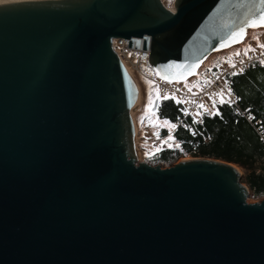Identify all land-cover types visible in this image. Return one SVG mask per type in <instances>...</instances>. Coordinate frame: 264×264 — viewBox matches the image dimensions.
I'll list each match as a JSON object with an SVG mask.
<instances>
[{"label":"water","instance_id":"obj_1","mask_svg":"<svg viewBox=\"0 0 264 264\" xmlns=\"http://www.w3.org/2000/svg\"><path fill=\"white\" fill-rule=\"evenodd\" d=\"M261 14V0L0 2V264H264V198L247 202L234 164L138 161V87L111 46L128 39L182 82Z\"/></svg>","mask_w":264,"mask_h":264},{"label":"trees","instance_id":"obj_2","mask_svg":"<svg viewBox=\"0 0 264 264\" xmlns=\"http://www.w3.org/2000/svg\"><path fill=\"white\" fill-rule=\"evenodd\" d=\"M139 82L151 112L159 120L173 125L182 113L181 100L163 95L149 81L139 78ZM231 89L238 98L239 108L247 111L253 122L264 129V67L255 66L235 75ZM155 99L158 103L152 111ZM215 113L202 119L197 133L173 128L170 138L178 148L165 146L149 156L148 163L168 167L186 155L226 161L242 170L241 180L248 187L250 198L264 197V144L254 125L236 113L232 105H218ZM167 133L166 128L160 131L161 136Z\"/></svg>","mask_w":264,"mask_h":264},{"label":"built area","instance_id":"obj_3","mask_svg":"<svg viewBox=\"0 0 264 264\" xmlns=\"http://www.w3.org/2000/svg\"><path fill=\"white\" fill-rule=\"evenodd\" d=\"M127 41L128 39L125 38H113L111 46L126 70L132 72L137 85L140 84L138 76L142 75L163 95L175 97L183 103L182 113L173 123L174 128H183L190 134L197 133L198 126L202 124L205 116H213L214 114L210 113H215L218 105L227 104L234 106L236 113L242 114L254 125L264 144V129L257 125L258 122H253L247 111L239 108L238 98L231 89V81L235 75L255 66L264 67V47H261L264 42L260 38L246 42L245 50L239 55L235 54L220 66L203 71L196 82L197 85L190 89H181L175 82L159 78L155 71L152 75L145 73L144 68L151 67L149 64L150 51L129 49ZM202 104L206 107H200Z\"/></svg>","mask_w":264,"mask_h":264},{"label":"rangeland","instance_id":"obj_4","mask_svg":"<svg viewBox=\"0 0 264 264\" xmlns=\"http://www.w3.org/2000/svg\"><path fill=\"white\" fill-rule=\"evenodd\" d=\"M167 7H172L174 0H162ZM258 37L262 42H264V29L250 30L247 33L244 41L238 45L232 46L224 51L216 54L210 55V57L201 65L198 69L197 74L190 77L189 79L182 82H175L176 85L181 89H190L197 85V80L201 76L202 72L205 70H210L212 67H218L224 63L229 57L235 55L236 53H241L245 50L246 42L254 39L253 37ZM144 80L148 83L146 77L140 75L138 80ZM151 83V82H150ZM143 97V98H142ZM132 117L135 124V131L137 129L136 137V153L138 156V161H147L149 156L157 153L160 149L167 147L178 148V145L173 141L170 136L173 131L174 126L167 121L159 120L152 112L151 107L145 100V95H141L139 98L135 110L132 112ZM162 128H166L168 133L165 136L160 135ZM195 158L193 156H182L179 160H186ZM198 158V157H196ZM205 158V157H203ZM178 160V161H179ZM242 173V170L239 168ZM264 197L254 199L248 197L247 202H256Z\"/></svg>","mask_w":264,"mask_h":264},{"label":"bare ground","instance_id":"obj_5","mask_svg":"<svg viewBox=\"0 0 264 264\" xmlns=\"http://www.w3.org/2000/svg\"><path fill=\"white\" fill-rule=\"evenodd\" d=\"M3 0H0V2H2ZM144 71H145V73H147V74H150V75H152L153 74V72H154V70H153V68H151V67H149V66H146L145 68H144ZM127 72L130 74V76L133 78V75H132V72L131 71H129L128 69H127ZM134 79V82L136 81V78H133ZM136 83V82H135ZM136 85H137V83H136ZM137 87H138V99H137V101H136V103H135V105H134V108L131 110V115H132V112L135 110V108H136V105H137V102H138V100H139V98L141 97V95H142V90H141V86H140V84L138 83V85H137ZM143 98V97H142ZM136 131H135V137H134V142H135V144L137 143V137H136ZM135 150H136V146H135ZM136 152V151H135ZM136 155H137V153H136ZM138 157V156H137ZM184 160V159H183ZM187 160V159H186ZM237 167V166H236ZM238 168V167H237ZM239 169V168H238Z\"/></svg>","mask_w":264,"mask_h":264},{"label":"snow or ice","instance_id":"obj_6","mask_svg":"<svg viewBox=\"0 0 264 264\" xmlns=\"http://www.w3.org/2000/svg\"><path fill=\"white\" fill-rule=\"evenodd\" d=\"M261 2L264 3V0H261ZM258 19L260 21L259 24H257L255 21H252V22H250V25L253 27H256V26L264 27V14H261L260 17H258ZM241 31H243V29ZM253 38L258 39V37H255V36ZM261 47H264V44H262ZM236 55H239V53H236ZM222 102H224V101L222 100ZM200 107L205 108L206 106L202 104V105H200ZM210 114H216V113H210Z\"/></svg>","mask_w":264,"mask_h":264}]
</instances>
